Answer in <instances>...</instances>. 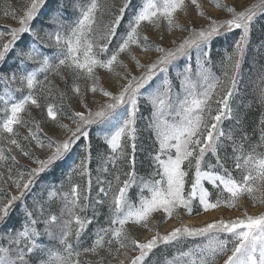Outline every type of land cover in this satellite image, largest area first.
<instances>
[{
	"label": "snow or ice",
	"instance_id": "6c2138e0",
	"mask_svg": "<svg viewBox=\"0 0 264 264\" xmlns=\"http://www.w3.org/2000/svg\"><path fill=\"white\" fill-rule=\"evenodd\" d=\"M209 3L227 17L200 0L8 4L17 26L0 30V264H264V211L242 203L264 205V0ZM193 6L205 23L180 22ZM134 48L155 58L142 63ZM238 204L230 219H181ZM137 227L151 235L141 241Z\"/></svg>",
	"mask_w": 264,
	"mask_h": 264
},
{
	"label": "rangeland",
	"instance_id": "374dc122",
	"mask_svg": "<svg viewBox=\"0 0 264 264\" xmlns=\"http://www.w3.org/2000/svg\"><path fill=\"white\" fill-rule=\"evenodd\" d=\"M116 3H119V0H115ZM221 2L223 4L232 6L235 4V6L237 7L238 10H242L243 7L248 6L249 4H251L253 2V0H221ZM9 3L14 4L15 0H0V30H4V28L6 26H12L15 27L17 26L16 22L13 21L10 18H5L3 13L7 10V6ZM200 3L202 5L203 10L211 15L214 18H218V19H222V18H226L227 17V12L222 10V9H217L216 7H214L213 4L209 3V0H200ZM71 12V10H69ZM189 15L186 17L183 14H180L178 16V19L180 20L181 23H184L187 19H192V21L199 25L202 23H205V21L203 20V18L197 17L194 11V6L190 7L189 10ZM145 34L149 35L151 39L155 40L156 39V32L155 30L151 29L148 26H145ZM238 34V33H237ZM174 36H178L181 35L180 33H173ZM259 32L256 33V37H259ZM231 40V37H230ZM227 46L225 41H220L216 47H215V51L218 52H223L224 48ZM134 54L136 55L137 59H139L142 63L147 62L149 57L155 58V53L154 52H142L139 49L134 48L133 49ZM125 62L128 63L127 59H125ZM100 71V75L102 78V83L104 84V86L109 87L111 84V81L109 80L107 74L104 72V70H99ZM41 79H43V77L41 76ZM91 95V94H89ZM73 107H77L75 104L73 105ZM247 110V109H246ZM245 110V111H246ZM248 112H252V113H256V117L257 120L259 118V113L256 110V107H253L251 110H247ZM35 115H37V117H39V112H35ZM144 115H147V112L144 113ZM46 116V113H45ZM67 122V121H65ZM45 129L48 130L51 134V126L50 125H45ZM24 129H21V132H24ZM93 144H94V148L97 145V141L95 139V134H93ZM142 147L146 148L148 145L151 144V140L148 138V133L145 132L141 141ZM100 151H103V148L99 149ZM78 151V149H77ZM95 154V152H94ZM37 155H42L41 153L37 152ZM137 158L138 161L139 160H143L144 164L143 167L140 168V175H145L146 171L148 170V158H147V152L146 151H141L138 152L137 154ZM21 163H28L26 160L21 159ZM34 166V165H32ZM139 167V165H138ZM91 168L93 170V185L95 187V173L97 170V163L94 161L91 165ZM67 168L66 167H61V168H57L55 170L54 176H55V182L57 184H59L61 182V173L62 172H67ZM53 179V176L50 177V181ZM66 179V177L64 178ZM95 191L92 192V195L95 196ZM242 203L246 206V210L249 214L255 215L258 214L262 211H264V205H260V204H256L255 206H252L251 202L248 201L246 198L243 199ZM241 206L238 204L236 208L233 209H228L226 207H221L220 209L217 210H210L208 212H203L199 209H196L195 211H199V214H194L191 216H188L186 214L183 213V211L181 212V219L186 220V219H191L193 221H195V223L191 226H200L201 224L205 223V222H210L214 219H219L221 217H223L224 219H230L236 216L241 215V210H240ZM14 218H15V214H14ZM202 218H205L206 221H199ZM154 219L156 221L160 220V215L156 214ZM104 221V220H103ZM179 223V221L175 218L172 219H168L166 222H164L163 224L157 223L156 227L157 229L161 232V233H165L166 231L170 230L172 227L177 226ZM185 223V222H184ZM186 224V223H185ZM95 230V225H93L92 228L89 229L90 232ZM132 234L133 236H136L138 239H140L141 241H143L146 237H149L151 235V233H149L146 229H141L139 227L135 228L132 230ZM89 259L91 258L90 256L88 257ZM222 259L221 261L218 262V264H222Z\"/></svg>",
	"mask_w": 264,
	"mask_h": 264
},
{
	"label": "trees",
	"instance_id": "16d2710c",
	"mask_svg": "<svg viewBox=\"0 0 264 264\" xmlns=\"http://www.w3.org/2000/svg\"><path fill=\"white\" fill-rule=\"evenodd\" d=\"M134 2H135V0H134ZM246 115H247L246 127L248 128L249 132H251L252 128L255 126V123L257 121V117H256L257 115H256V113L248 112L247 110H246ZM50 177H51V175H49L47 177V179L49 180ZM107 211H108L107 207H104L101 210V215H100L101 222H103L104 214H106ZM167 251H168V253H171L172 250L168 249ZM164 253H165V250L163 248L158 249V250H156L155 257L162 256V255H164ZM155 257L153 259H155Z\"/></svg>",
	"mask_w": 264,
	"mask_h": 264
},
{
	"label": "bare ground",
	"instance_id": "6f19581e",
	"mask_svg": "<svg viewBox=\"0 0 264 264\" xmlns=\"http://www.w3.org/2000/svg\"><path fill=\"white\" fill-rule=\"evenodd\" d=\"M199 221H203V222H205L206 219H205V218H202V219L199 220ZM184 222H185L186 224H188L189 226H191V225H193V224L195 223V221H193V220H191V219H186V220H184Z\"/></svg>",
	"mask_w": 264,
	"mask_h": 264
}]
</instances>
